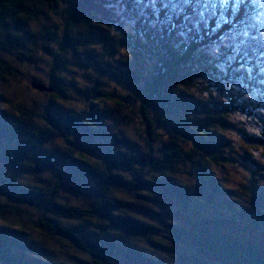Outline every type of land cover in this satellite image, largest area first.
Segmentation results:
<instances>
[{
  "label": "trees",
  "instance_id": "obj_1",
  "mask_svg": "<svg viewBox=\"0 0 264 264\" xmlns=\"http://www.w3.org/2000/svg\"><path fill=\"white\" fill-rule=\"evenodd\" d=\"M41 6L49 16L48 10L59 8L62 14L55 30L39 29L38 44L27 27ZM104 8L101 0H0V264H77L70 259L74 250L85 257L78 264H112L116 259L120 264H264V188L252 189L244 179L236 189L228 188L234 198L239 190L244 205L237 206L231 199L219 200L224 189L206 170L196 175L200 181L196 190L180 180L174 167L182 162L203 169L213 161L228 162L255 179L251 170L243 169L264 164L249 152V157L237 152L245 140L238 139L227 153L224 139L216 136L219 119L237 109L244 90L223 102L221 96L215 105L214 97L198 104L199 97L191 94L206 93L203 86L210 76L201 47L233 26L217 28L209 20L206 26L193 27L188 46L177 48L143 20L137 23L134 5L118 17L100 16ZM247 26L249 22L239 29ZM40 45L37 52L34 48ZM241 45L229 43L228 54L240 49L249 54ZM90 65L96 77H89V85L77 86L87 101L78 98V107L67 105L68 90L57 80L59 74L72 66L86 70ZM242 65V71L232 75L238 84L241 73L249 76V67L264 73L254 58L244 59ZM27 67L30 71L25 72ZM12 73L15 78H8ZM26 73L34 78L29 84L36 95L25 90ZM110 79H119L129 97L135 96L128 91L136 90L144 98L130 110L147 128V138L160 131L158 123L169 126L168 139L160 140L164 144L160 155L148 141L140 140L144 151H139L134 145L138 137H125L116 123L113 130L105 127L109 112L102 105L112 91L103 90L102 83L109 81L111 86ZM51 81L58 86L54 93L47 85ZM261 87L264 96V79ZM123 88L116 84L113 94ZM184 94L193 97L183 99ZM151 99L161 102L160 112L153 115L144 109ZM241 104L264 108V98L254 94ZM190 110L201 120L186 118L184 113ZM59 130L61 141L55 140ZM95 135L100 144L89 141ZM71 136L86 140L92 151L78 149ZM254 138L264 140V131ZM248 145L253 147L247 150L264 148ZM253 172L259 177L261 169ZM128 173L133 178L127 180ZM246 195H252L256 205L248 206L243 201ZM20 199L27 203L23 209L32 208L34 214L26 215L32 223L18 232L11 207L15 210ZM55 238L62 242L60 247L56 242L55 247L50 245Z\"/></svg>",
  "mask_w": 264,
  "mask_h": 264
},
{
  "label": "rangeland",
  "instance_id": "obj_2",
  "mask_svg": "<svg viewBox=\"0 0 264 264\" xmlns=\"http://www.w3.org/2000/svg\"><path fill=\"white\" fill-rule=\"evenodd\" d=\"M101 1L105 5L104 0H101ZM40 9L41 10H39L37 14H33L31 18V20L33 21H31L29 24V27H27V32L29 34H32V33L33 35L36 34L34 37L37 40V42L39 39L37 38V35H39V29L48 28V29L55 30L56 25L59 22L60 15L62 14L61 8L56 9V11L48 10V12L50 13V16L47 14V9L43 10L42 6L40 7ZM103 13H107L109 17H111L110 14H112L113 17H118L121 15L117 7H114L111 10L105 7L104 9L100 11L99 15L102 16ZM49 17H50V20L48 21ZM248 22H249V26L247 27H242V29H239V26H238L237 28H235L236 32L241 33L240 35H237L235 39L221 41L219 43H214V41L217 40L218 36H221L223 33H225L223 35L225 36L226 34H228V32H232L234 30L232 27L228 32H222L220 35L215 36L205 46L201 47L200 54L204 58L203 65L207 67V72H210V76L206 84L203 86V89H205L206 93L202 94L200 91H192L191 94L199 97L198 100L195 99L198 102V104H203V102L207 98L210 99L214 97L217 99V101L212 102L213 105H215L216 103H218V101H220L219 98L221 96H222V102H223L225 98H227L229 95H232V94L234 95L236 93H239L240 90H244L245 97H242L240 102L235 104L237 105V109L231 110L230 113L228 112L225 113L223 118L219 119V121L221 122L220 124L221 126L219 125L216 127L215 130L218 132L216 136H220L224 139L225 141L224 146H226L227 148L225 149L227 150L226 151L227 153H228V147L229 146L232 147L233 144L236 145L237 144L236 142L238 139L245 140L247 144L243 145L242 147L238 146V149H236L237 152L244 154L246 157L249 155V153H251L252 155L251 157L257 158L258 161H260L264 159V148L263 147H260L259 149H252L258 156H256L252 150L245 149V147H248V148L253 147L252 145H248V144H256V143H252L254 141L253 139H255L254 137H257L258 133L262 132V130L264 131V108H260L252 104H241V102H243V100L247 96L253 97L254 94L257 97L264 98L262 94V87H261V84L263 83V79H264V73L256 72L254 68L249 67L250 68L249 76H246L244 73H241L239 76L240 77L239 84H238L239 80L233 79L232 75L235 74L236 72L242 71L243 69L242 61H244V59H247V58H250V59L254 58L256 61V64L261 65V66L264 65V0H249L246 23ZM245 31L249 33V36L242 35V33ZM239 36L246 38V41L242 43L241 47H247V49L250 50V53L247 54L245 50L240 49L239 51L232 50L228 54V47H226V45H228L231 42L241 43L242 41L239 39ZM42 47L43 46L40 45V48L36 47L34 49L37 52H39V50L42 49ZM252 52L255 53L254 57L252 56ZM80 53H81L80 58L83 59L85 62H87L85 59L84 51H80ZM34 57H36V55ZM230 57H234V59H230ZM21 69L23 68L21 67L20 69L19 68L17 69L18 73H22ZM24 70L25 72L30 71L28 67L25 68ZM228 70L231 71L229 76H228ZM91 71H92L91 65L88 66L86 70L81 69V67H78V66H72V67L66 68L61 74H59V78L57 80L59 81L60 85L62 84V86H64V88L68 90L67 96L65 95L66 97L65 101L67 105L78 107L77 105H78L79 99H81L82 101H87V98L84 95V93L78 92L77 86L83 87L85 85L90 84L89 77L90 76L96 77V75L94 73H91ZM121 74L122 72L119 74V76H121ZM10 77H14V73L8 76V78ZM31 79H34V78H32V76L28 75L27 73L24 74V76L22 77V81L25 82L24 83L25 90H27L28 94L36 95V92L32 91L33 88H31L29 84ZM110 81L112 83L111 86L108 85L109 81L102 83L103 90L112 91V93H110V96L106 97L108 101L102 105V110L109 112L108 114L109 117L106 120V123L108 125L106 124L105 127L106 128L111 127V129L113 130L115 128V125L113 123H116L118 126H120L119 127L121 129L120 133L124 135L125 137L130 138L128 137V135L132 137L133 136L138 137L137 143L135 142L134 145L136 146L137 149L139 146V151L141 152L144 151V148L142 145L143 142L141 143L140 140L148 141V146L153 147L154 154L160 155L159 152L164 146V144L161 145L160 140L168 139L165 133L167 134L169 133V128H168L169 126L167 127L163 125L162 123H158L157 127H158V130L160 131L154 134L152 138H147L144 135V133L147 134V128L145 127V125H140L139 118L134 115L132 110H130L132 106L133 108L136 109L139 102L143 103L144 98L141 97V95L136 90L128 91L127 89H125L135 96L133 98L131 96L129 97L128 95L125 94L124 88H123L124 85L120 82L119 79H117L116 81L115 79H110ZM116 84L120 86L121 88H123V89L117 90V92L120 91V94L118 93L113 94L114 90L112 88ZM47 85L51 86L52 93H54L58 89V86H55L52 81L47 82ZM59 93L64 95L67 93V91L60 90ZM176 94H178V92ZM192 97L193 96L189 94L183 95V99H191ZM153 99L149 100L147 104H144V109H147L152 115H153V112L154 113L160 112V109H161V102L159 100H153ZM116 101L119 102V105L116 104ZM209 101L211 102L212 100H209ZM227 101L228 100L225 101L226 102L225 104L228 103ZM239 104H241L240 106L243 107V110L239 109L240 107ZM111 105L113 106L114 110L110 109ZM122 106H124V108L126 109V113L123 112ZM71 109L77 110L76 108H71ZM227 110H228V107H227ZM193 112H194L193 110L186 111L184 113V116L186 118L188 117L189 120H201V117H198ZM74 130L76 131V129ZM60 131L61 130L55 133V140L61 141L63 139V133ZM154 131L157 132L156 128H154ZM243 132L246 135H243L242 134ZM161 133L163 134V136L160 135ZM71 137H72L71 139L76 141L74 143L77 144L78 149H80L81 151H85L86 153H90L92 151L93 149L91 148L92 145L87 143L86 140L77 139L75 136H71ZM92 140H95L96 142ZM80 141H83V142H80ZM89 141H92L91 143L93 144H100L102 140L99 136L97 137L95 135V136H91ZM229 150H231V148H229ZM189 165L190 164H184L180 162L176 166H174L175 168H177V171H178L177 174L179 175L180 180L186 183L192 184V186H194L196 190H200V181L198 180L196 175H204V172L202 173L200 172L203 170H206L207 173H209V175L212 176L215 179V181L218 183V186L220 187L219 189L220 190L224 189L223 192H220L219 200L220 199L221 200L231 199L232 204L237 205V206L244 205V203L239 202L241 199L239 197V190L235 192V198H234L233 194L232 195L228 194V188L236 189V186L242 182V179H244V182H248L247 185L251 186L252 189L262 190V188H264V172L262 171L264 169V164L260 162H258L257 164H251V166L254 167L253 170L249 168L248 165L247 167H245V169H243L245 172L251 170L253 173V176L255 175V179H253V177L248 178L246 174L240 170L241 169L240 166H238V169L240 170L239 171L237 170V167L235 165H233L234 167H232L228 164V162L220 164L217 161H213V163L208 164L203 169L201 167L191 168ZM198 168H201V169L198 170ZM258 168L261 169V174L259 177H257L259 175L258 173L255 174L253 172L254 170ZM191 169L196 170V171H190ZM125 176L127 180L129 178H133L132 175L129 173L126 174ZM27 177H28V174L25 175V178ZM214 179L210 180V183L213 186L215 182ZM254 183L257 184L258 188L254 186ZM246 196H247L246 199L245 200L242 199V200L246 202L248 206H250L251 204L256 205L254 202L255 198L252 195H246ZM1 198L4 199L3 197ZM12 200L13 199L11 198V201ZM25 201L26 200L20 199L17 202L18 206L20 207L14 205L15 210L13 206L11 207V209L15 211L14 214L16 215L15 218H12V222L18 226L17 228L18 232L23 231L28 225L32 223V220L31 221L28 220L27 216H32L34 212L31 211L32 208L23 209V207H25V205L27 204ZM195 202L199 205L202 204V202L198 201L197 199L195 200ZM11 209H10V213L12 214L13 211ZM259 209L261 211V209L263 208L259 207ZM18 210L20 213H18ZM34 221H38V219L36 218ZM54 240L55 241H53V239H50V245H52V247L53 246L55 247L56 246L55 242H56L57 246L60 247L62 242L57 240V238H55ZM73 250L74 249L72 248V251ZM154 256L156 257V255ZM82 258H85L83 256V253L77 252L76 250H74L73 254L70 257V259L72 260L71 262L76 261L77 264L80 261H82L81 260ZM120 263L121 261L118 259H116L115 261L112 260V264H120Z\"/></svg>",
  "mask_w": 264,
  "mask_h": 264
},
{
  "label": "snow or ice",
  "instance_id": "obj_3",
  "mask_svg": "<svg viewBox=\"0 0 264 264\" xmlns=\"http://www.w3.org/2000/svg\"><path fill=\"white\" fill-rule=\"evenodd\" d=\"M104 2L109 10L117 7L121 15L127 12L129 5H134L139 14L137 23L143 20L150 30H158L177 48L188 46L193 27L206 26L209 20H214L217 28L221 24H226L232 25L234 29L225 36H218L214 43L235 39L241 34L236 32L235 28L246 22L249 4V0H104ZM242 35L249 36V33L245 31ZM181 37L183 39H180Z\"/></svg>",
  "mask_w": 264,
  "mask_h": 264
},
{
  "label": "water",
  "instance_id": "obj_4",
  "mask_svg": "<svg viewBox=\"0 0 264 264\" xmlns=\"http://www.w3.org/2000/svg\"><path fill=\"white\" fill-rule=\"evenodd\" d=\"M33 86L38 89V90H41V91H47V90H50L49 88H45L43 85L41 84H33ZM254 141L252 143H259V144H264L262 143L260 140H257V139H253Z\"/></svg>",
  "mask_w": 264,
  "mask_h": 264
},
{
  "label": "clouds",
  "instance_id": "obj_5",
  "mask_svg": "<svg viewBox=\"0 0 264 264\" xmlns=\"http://www.w3.org/2000/svg\"><path fill=\"white\" fill-rule=\"evenodd\" d=\"M228 33H231V32H228ZM225 33H223L221 36H223ZM220 36V37H221ZM239 39L241 40V41H243V42H245L246 41V38H244V37H241V36H239ZM261 68L264 70V65L263 66H261ZM255 139H257V138H255ZM257 140H259V139H257ZM262 143H264V140H260ZM256 144H259V143H256Z\"/></svg>",
  "mask_w": 264,
  "mask_h": 264
}]
</instances>
